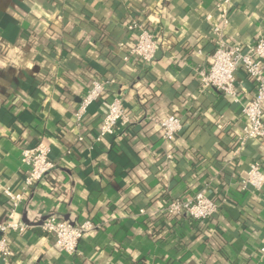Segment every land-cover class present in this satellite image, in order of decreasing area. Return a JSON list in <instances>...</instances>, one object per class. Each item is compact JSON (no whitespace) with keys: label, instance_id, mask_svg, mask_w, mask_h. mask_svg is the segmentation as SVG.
Wrapping results in <instances>:
<instances>
[{"label":"crops","instance_id":"1","mask_svg":"<svg viewBox=\"0 0 264 264\" xmlns=\"http://www.w3.org/2000/svg\"><path fill=\"white\" fill-rule=\"evenodd\" d=\"M219 1L0 0V225L14 210L30 228L0 234L9 264H264V188L240 186L254 162L264 164V142L234 156L241 105L198 75L214 53L206 17L217 19ZM134 19L157 35L149 67L127 61L120 46ZM52 20L64 21L61 34L48 30ZM230 20L226 40L252 47L264 37V0H236ZM92 77L113 84L78 122ZM238 86L251 101L252 82L241 74ZM116 98L132 122L100 139ZM170 115L184 126L165 141L160 120ZM40 144L56 168L13 201L6 191L21 196L25 187L22 149ZM199 191L220 205L213 220L159 217L166 199ZM51 216L99 228L69 255L35 227Z\"/></svg>","mask_w":264,"mask_h":264},{"label":"built area","instance_id":"2","mask_svg":"<svg viewBox=\"0 0 264 264\" xmlns=\"http://www.w3.org/2000/svg\"><path fill=\"white\" fill-rule=\"evenodd\" d=\"M236 0H222L216 5L219 11L217 19L206 17L212 26L214 53L209 66L198 72L203 85L214 89L224 96L234 99L241 105L244 127L236 137L234 156L240 157L242 151L250 141L264 142V37H261L252 47L246 48L237 43L226 40L224 33L230 25V9ZM128 40L120 44L127 52V61H137L139 65L149 67L157 60L158 42L154 29L143 20H131L126 24ZM243 74L255 87L254 97L249 102L240 98L238 79ZM113 82L108 80H94L82 97L75 112L78 122H82L88 109L106 96ZM132 120L127 110L118 98L114 99L100 129V139L113 135L118 126H128ZM183 120L178 116H169L160 120L162 139L167 141L175 138L183 131ZM83 140V139H81ZM21 163L25 172V187L21 196H12L13 201H22L29 192L42 183L55 170L56 165L49 160L48 149L43 144L34 148H23ZM243 191L254 190L260 192L264 188V164L254 162L249 175L241 182ZM162 216L182 220L187 217L198 223H205L219 213V204L210 199L204 191L180 199H166ZM14 210L10 219L0 225V234L10 231L25 233L29 227L14 221ZM36 228L55 240L56 246L64 253L74 255L82 238L99 228L94 222L86 221L73 224L62 218L51 216L39 223ZM33 229V228H31ZM264 254V248L260 249ZM12 252L7 240L0 239V261L9 264Z\"/></svg>","mask_w":264,"mask_h":264},{"label":"trees","instance_id":"3","mask_svg":"<svg viewBox=\"0 0 264 264\" xmlns=\"http://www.w3.org/2000/svg\"><path fill=\"white\" fill-rule=\"evenodd\" d=\"M63 26H64V21L61 22L59 20H52L51 25L48 26V30H50L51 32H55V33L61 34L63 32ZM133 63H136L137 65H139V63H137V61H134ZM91 79H92V81H94V80H101V78H98V77H92ZM107 95H108V92H107ZM159 217H162V215H160ZM213 219H211V220H213ZM211 220H209V221H211ZM164 221H166V222L167 221H175V218H171V217L168 216V217H165ZM209 221H207V222H209ZM200 231H202V230L200 228H198V230L195 232V235H198L199 233H201Z\"/></svg>","mask_w":264,"mask_h":264},{"label":"water","instance_id":"4","mask_svg":"<svg viewBox=\"0 0 264 264\" xmlns=\"http://www.w3.org/2000/svg\"><path fill=\"white\" fill-rule=\"evenodd\" d=\"M0 264H4L2 261H0Z\"/></svg>","mask_w":264,"mask_h":264}]
</instances>
